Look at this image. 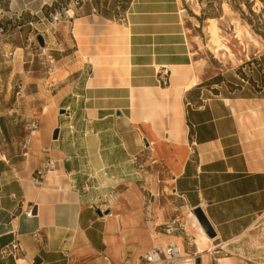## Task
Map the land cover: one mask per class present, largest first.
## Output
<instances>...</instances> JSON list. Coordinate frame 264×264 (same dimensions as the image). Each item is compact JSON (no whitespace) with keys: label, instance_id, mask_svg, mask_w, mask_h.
Listing matches in <instances>:
<instances>
[{"label":"crops","instance_id":"obj_1","mask_svg":"<svg viewBox=\"0 0 264 264\" xmlns=\"http://www.w3.org/2000/svg\"><path fill=\"white\" fill-rule=\"evenodd\" d=\"M12 3V10L25 6L23 0ZM147 13L146 21L127 23L133 24L136 38L151 42L183 35L188 43L181 21H172L174 14ZM161 19H171L167 29L154 26L164 23ZM187 51L190 63L178 64L176 72L136 64L130 74L94 75L90 62L91 76L86 63L74 71L65 69L68 74L49 85L50 95L40 92L34 74L29 76L32 81L26 84L37 86L31 95L37 104L26 109L29 132L23 145L29 150L33 146L36 154L30 161H14L0 148V264H34L37 257L40 264H104V259L131 264L137 252L139 260L173 236H181L177 239L191 253L201 235L189 211L202 200L216 236L206 234L210 249L201 252L200 264H209V259L213 264H251L244 240L264 219V88L239 95L214 92L197 74L200 68L189 44ZM8 60L0 62V70ZM162 70L170 74L169 85L159 80ZM48 104L69 108L65 117L53 113L47 118L50 130L43 126L44 110L36 117ZM5 114L0 112V124ZM32 121L39 123L33 131ZM121 128L118 143L129 167L128 199L117 200L102 217L95 211L107 185L96 184L108 165L104 142ZM44 147L50 152H43ZM48 157L55 168L41 177L38 171ZM138 162L144 163L142 170ZM138 178L144 181V196L133 187ZM29 207L35 212L31 217L25 213ZM175 218L187 221L186 227L191 220L194 234L189 227L187 232L194 246L185 235L164 232V225Z\"/></svg>","mask_w":264,"mask_h":264},{"label":"rangeland","instance_id":"obj_2","mask_svg":"<svg viewBox=\"0 0 264 264\" xmlns=\"http://www.w3.org/2000/svg\"><path fill=\"white\" fill-rule=\"evenodd\" d=\"M12 2L13 0H0V24L4 27L0 45L4 49L17 51L15 58L8 60L4 65L6 67L0 70V112L6 113L0 124V148L8 150V155L14 161H30L32 154H36L33 146L29 150L23 145L29 132L26 128L29 120L24 116L26 109L29 110L30 104H37V100L31 96L37 86L26 84L27 81H32L29 76L34 74L38 78L36 81L40 92L50 95L47 91L49 85L60 81L68 71L82 68L85 63L86 74L91 76L93 70L90 63L93 58L100 61L101 73L107 75H118L113 62L119 50H123L126 56L129 51L131 54L136 53L139 60H152L154 55L147 43L155 40L149 42L136 38L141 42L131 43L129 38H119L111 31L113 27L125 28L129 25L128 21H146V15L151 14L147 12H163L162 14L168 16L174 14L172 21H181L195 66L200 68L197 74L202 76L204 84L212 87L214 92L239 95L264 88V0H23L25 6L17 7L18 9L13 6V10ZM60 10L66 12V15L60 23L53 22L50 13ZM103 14L112 19L104 17ZM41 20L44 22L41 23ZM170 21L171 19H161L158 22L164 23L154 26L164 30L169 27ZM76 22L84 26L78 34L74 31ZM38 30L47 31V42L44 45L36 41L31 43ZM170 40H165V44L169 42L167 45H173ZM135 47L138 49L135 50ZM180 59H177L178 62ZM190 60L191 58L182 64L190 63ZM21 65L25 71L21 69ZM158 77L163 85L170 84L167 70H162ZM261 94L264 95V91ZM60 107L66 111L62 113L61 108H54L51 104L46 105L45 109L41 106L36 117L40 119L44 110L46 114L43 126L47 125L50 130L51 125L50 122L47 124V118L53 113L62 117L68 113L69 108L64 104ZM122 130L123 128L116 130L117 134H108L104 142V146L109 147L104 151L107 153L108 165L103 169L106 172L103 180L96 184L107 185L99 198L98 211H95L102 217L110 213L109 206L117 200L128 199L126 192H129V187L125 183L129 167L126 166L125 155L118 143ZM38 135L39 133H35L34 138ZM133 187L143 191L144 196L142 178H138ZM143 200L141 197V203ZM107 208L109 213L105 211ZM188 227L194 234L189 218L186 229ZM198 239L199 237L195 242L200 247ZM164 241L157 245H165L169 241L181 244L182 239L172 237L171 240ZM244 242L247 247L245 252H248L246 256L251 259L249 262L264 264V219ZM204 248L210 249L207 243ZM137 254L138 252L131 264L138 263ZM104 261V264H108L105 259ZM208 262L213 264L210 259ZM233 263L247 264L244 261Z\"/></svg>","mask_w":264,"mask_h":264},{"label":"bare ground","instance_id":"obj_3","mask_svg":"<svg viewBox=\"0 0 264 264\" xmlns=\"http://www.w3.org/2000/svg\"><path fill=\"white\" fill-rule=\"evenodd\" d=\"M72 17H74V16H72ZM83 29H84L83 24L80 22H76L75 29H74L75 34L80 33ZM133 29H134L133 24L129 23V25L125 26V28H122V27H115L114 28L113 27V28H111V31L114 35H116L119 38H121V37L123 39L129 38L131 40L130 41L131 43H138V42H141V40L144 41V39H141V40L136 39V35H135V32ZM214 35H216L215 34V27H214ZM168 40H170V39H168ZM170 41L172 42L171 44H173V45H167L169 42H166V44H165V41H156V40L152 43H147V44H150V46H148V47H150L149 49L152 52V54L154 55V58L150 61H148L147 59L139 60L137 57V54L136 53L131 54L130 51H129V53H127L128 56H126L125 52L123 50H119L116 53V55H115L116 58L114 59V62H113L114 69L118 72V75L130 74L132 72L133 66L136 64H153V65H156L155 66L156 69H159L161 66L166 67V68L170 67L173 69V71L176 72V70H178V68H179V66H177L178 64L180 65V63H184L188 59H190V56H189L190 53L187 51L188 43H186L185 37L183 35L180 36L179 38L171 39ZM137 49H138V47H135V50H137ZM181 56H183L182 60L180 59ZM178 58L181 61L178 62V60H177ZM126 61H129V63H126ZM92 65H93L94 75L101 74L102 70H101V66H100L101 65L100 61L93 58L92 59ZM91 79H93V78H91ZM130 82H131L130 80L128 82H127V80H122V84H127L128 86L131 85ZM90 84H91V80H90ZM189 213H191L190 215H191V218L194 222V225H196L198 227V230L200 231L201 237H199V239H198L199 243H201V244L198 243L200 245V247H198V245L196 243L197 240H196L195 244L197 245L198 253L201 254V252L203 253L205 251L204 245L208 241H210L211 238L209 239L210 236L206 233V231L202 227L201 223L199 222V220H198L197 216L194 214V212L190 211ZM186 232H187V229H186ZM187 234L189 235L188 232H187ZM173 237L182 238L181 236H173ZM194 241L195 240L192 239V245H194ZM161 245H164V244H161ZM180 245L182 248V254L187 255L188 252H187L186 246L184 245L183 239H182V243ZM156 246H160V245H156ZM188 261L189 262H186V264H196V263H192L190 261V259Z\"/></svg>","mask_w":264,"mask_h":264},{"label":"built area","instance_id":"obj_4","mask_svg":"<svg viewBox=\"0 0 264 264\" xmlns=\"http://www.w3.org/2000/svg\"><path fill=\"white\" fill-rule=\"evenodd\" d=\"M65 15H66V12L60 10L54 13H50V18L52 19L53 22L60 23ZM43 22L44 20H41V23ZM3 32H4V27L3 25L0 24V36L2 35ZM46 33L47 31L42 32L38 30L36 35L34 36V39L31 40V43L33 41L38 42L37 37L39 34H41L46 41ZM15 54H16V50H13V49L7 50V49L2 48V46L0 45V62L3 60H8V59L13 58ZM38 127H39L38 121L31 122L30 124L31 131L36 130ZM70 128H73V126H70ZM42 151L45 153H49L50 149L49 147H44ZM54 168H55V161L51 159L50 157H48L45 160L42 168L38 171V174L39 176L42 177L43 175L48 173L50 170H53ZM143 168H144V163L138 162V169L142 170ZM36 184L40 186L42 183L40 181H36ZM83 189L85 191L89 190L88 182H86L83 185ZM199 207H201L202 210L204 211V208L206 207V203L204 200L200 202ZM193 210L194 209H192V211ZM25 213L28 217L35 215L34 208L29 207L28 209H26ZM185 224H186V221H184L183 219L175 218L167 222L164 225L163 230L167 235H170V236L176 235V234L185 235V237L188 240V243L191 244L190 240L192 239L191 238L192 236L187 234ZM200 255L201 254L198 253L197 249H195L194 252H191V253L188 252L187 255H183L181 245L176 241H169L165 245L153 246L151 249L146 251L143 255L139 257L137 264H186V262H189L188 261L189 259L192 263L198 264L197 258Z\"/></svg>","mask_w":264,"mask_h":264},{"label":"water","instance_id":"obj_5","mask_svg":"<svg viewBox=\"0 0 264 264\" xmlns=\"http://www.w3.org/2000/svg\"><path fill=\"white\" fill-rule=\"evenodd\" d=\"M38 42L41 44V45H44L45 44V39L44 37L39 34L38 37ZM62 113H64L66 111L65 108H61L60 109ZM117 114H121L120 111L117 112ZM58 135H59V129H55L54 133H53V137L55 139L58 138ZM194 214L197 216L199 222L201 223L202 227L204 228V230L206 231V233L210 236V237H214L216 236V232H215V229L211 223V221L209 220V218L207 217V215L205 214V212L202 210L201 207H195L194 210H193ZM106 213H109V210L107 209L106 210ZM201 262V259L200 257L197 258V263H200ZM41 263V259L39 257H37L34 261V264H40Z\"/></svg>","mask_w":264,"mask_h":264},{"label":"trees","instance_id":"obj_6","mask_svg":"<svg viewBox=\"0 0 264 264\" xmlns=\"http://www.w3.org/2000/svg\"><path fill=\"white\" fill-rule=\"evenodd\" d=\"M103 16L106 17V18L112 19L111 17L107 16L106 14H103Z\"/></svg>","mask_w":264,"mask_h":264}]
</instances>
